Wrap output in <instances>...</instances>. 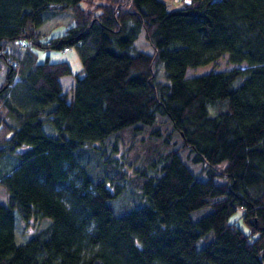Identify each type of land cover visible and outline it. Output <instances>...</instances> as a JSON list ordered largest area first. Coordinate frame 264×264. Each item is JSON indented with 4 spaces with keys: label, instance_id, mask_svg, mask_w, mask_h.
Returning <instances> with one entry per match:
<instances>
[{
    "label": "trees",
    "instance_id": "obj_1",
    "mask_svg": "<svg viewBox=\"0 0 264 264\" xmlns=\"http://www.w3.org/2000/svg\"><path fill=\"white\" fill-rule=\"evenodd\" d=\"M69 12L62 34L41 33ZM39 48L77 50L71 96L70 64ZM224 56L232 69L186 77ZM0 62V264H264V0H0ZM158 115L182 147L116 158L124 134L161 136ZM31 221L46 224L18 244Z\"/></svg>",
    "mask_w": 264,
    "mask_h": 264
},
{
    "label": "rangeland",
    "instance_id": "obj_2",
    "mask_svg": "<svg viewBox=\"0 0 264 264\" xmlns=\"http://www.w3.org/2000/svg\"><path fill=\"white\" fill-rule=\"evenodd\" d=\"M168 3L169 8L171 9H178L182 6L183 2H189V0H165ZM183 1V2H182ZM82 7H86L85 3L81 4ZM92 8V6L90 7ZM72 19V15L71 13H65L63 15H60L56 18H52L51 20L47 21L43 27L40 29L41 33L44 35H47L48 38L52 37V36H56L59 34H62L65 29L67 28V25L71 22ZM47 38V39H48ZM47 39H44L45 41H47ZM135 48L137 50L140 51H144L147 53H151L152 52V48L151 46L148 44V42L145 40L144 37V32H142L140 34V36L138 37L137 41L135 42ZM8 50L9 52L15 54L16 57L21 58L23 55V51L19 50L17 48V45L14 43H9L8 44ZM36 52L39 55V60L40 62H44L47 57H50L51 61L53 62H60V61H66L70 64L71 69L73 71V75L72 76H68L65 77L64 79H62V85L65 89V91L67 92V94L69 95L72 91L73 85H74V81H75V75L78 74L80 75L83 65H82V60L77 52V50L75 48H72L70 52H63V51H56V50H52V49H36ZM234 67V65L230 64L227 56H224L223 58H221L218 63L215 65L214 63L205 65V66H199L196 68H191L188 69L186 77L190 78V77H194V76H199V75H203L205 73H208L212 70L215 71H223V70H229L232 69ZM6 75H7V66L4 63L0 62V86L4 83L5 79H6ZM71 96V94L69 95ZM70 98V97H69ZM163 116L158 115L157 118V124L160 127L159 130L161 131V136H157V134H153L151 127H140L142 130L141 131H136L134 132L139 133L138 137H132V139L130 137H128L127 139L125 138V134L123 135L124 140H120L117 139L118 141V153L116 154V158L120 159V161L122 160V156L129 153H133L134 151L137 153L138 150L141 151V146L144 147V153L143 155H146L150 152L155 153L156 150H158V148L160 147V141L161 139H167L168 141H170V144L164 142L162 144V147L167 146L168 148L174 147V148H181L183 145V139L180 136V134L178 132H176L173 128V125L170 121H165L164 118H161ZM153 129H157L156 127ZM154 137V138H152ZM131 140V141H130ZM113 145V142L111 143L110 147ZM121 154V155H120ZM180 155L181 157L184 159V161L187 163V165L190 167V169L192 170V172L200 179V180H207V175L205 172H202V168H203V164L202 163H195L194 161V157L195 154L193 152L190 151V149L185 148V149H181L180 151ZM127 172L130 173V169L125 166ZM202 174L199 176L197 173H201ZM218 181L220 183H222V181L220 179H218ZM7 199H8V195L5 191V189L3 187L0 186V203H7ZM134 204L135 200H132V195L130 194V192L127 190L125 192V195L123 196V199L119 202L116 203V207L115 208V212L116 214H122L125 212L124 209H122V207L124 205L127 204ZM121 209V210H120ZM124 210V211H123ZM212 211V207L208 206V207H204L201 208L199 210H196L194 212L191 213V218L193 220H197L199 218H201L202 216H205L207 214H209ZM242 214L241 210H238V212L236 213V215L232 218V219H236L239 218ZM15 216H16V225L18 220L22 221V218L20 217V215L15 212ZM239 221V220H238ZM45 222H41V224H37L36 221H31V223L24 227L22 224H20L18 226V230H17V235H18V239L16 238V242L19 243H23L24 239L27 238L28 235H31L36 229H38L41 225H45ZM240 226L243 227V223H240Z\"/></svg>",
    "mask_w": 264,
    "mask_h": 264
},
{
    "label": "bare ground",
    "instance_id": "obj_3",
    "mask_svg": "<svg viewBox=\"0 0 264 264\" xmlns=\"http://www.w3.org/2000/svg\"><path fill=\"white\" fill-rule=\"evenodd\" d=\"M70 51H71L70 48H66L63 52L65 53V52H70Z\"/></svg>",
    "mask_w": 264,
    "mask_h": 264
},
{
    "label": "crops",
    "instance_id": "obj_4",
    "mask_svg": "<svg viewBox=\"0 0 264 264\" xmlns=\"http://www.w3.org/2000/svg\"><path fill=\"white\" fill-rule=\"evenodd\" d=\"M62 79H64V78H62ZM62 79H61V81H62Z\"/></svg>",
    "mask_w": 264,
    "mask_h": 264
}]
</instances>
